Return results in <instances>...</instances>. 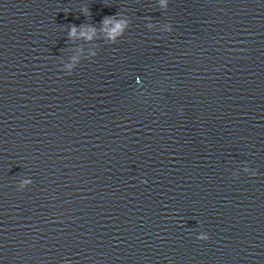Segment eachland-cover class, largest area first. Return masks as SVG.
<instances>
[{"label":"water","instance_id":"water-1","mask_svg":"<svg viewBox=\"0 0 264 264\" xmlns=\"http://www.w3.org/2000/svg\"><path fill=\"white\" fill-rule=\"evenodd\" d=\"M0 264H264V0H0Z\"/></svg>","mask_w":264,"mask_h":264},{"label":"clouds","instance_id":"clouds-1","mask_svg":"<svg viewBox=\"0 0 264 264\" xmlns=\"http://www.w3.org/2000/svg\"><path fill=\"white\" fill-rule=\"evenodd\" d=\"M75 29H73V31H74Z\"/></svg>","mask_w":264,"mask_h":264}]
</instances>
